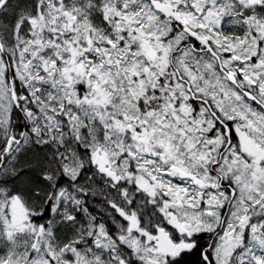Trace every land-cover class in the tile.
<instances>
[{"label":"snow or ice","instance_id":"6c2138e0","mask_svg":"<svg viewBox=\"0 0 264 264\" xmlns=\"http://www.w3.org/2000/svg\"><path fill=\"white\" fill-rule=\"evenodd\" d=\"M0 264H264V0H0Z\"/></svg>","mask_w":264,"mask_h":264}]
</instances>
